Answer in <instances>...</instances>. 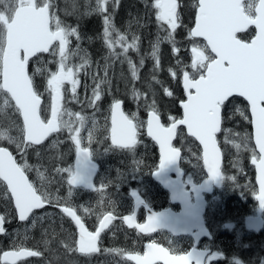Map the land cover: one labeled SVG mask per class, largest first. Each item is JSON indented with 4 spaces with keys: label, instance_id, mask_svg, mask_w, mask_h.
<instances>
[{
    "label": "snow or ice",
    "instance_id": "snow-or-ice-1",
    "mask_svg": "<svg viewBox=\"0 0 264 264\" xmlns=\"http://www.w3.org/2000/svg\"><path fill=\"white\" fill-rule=\"evenodd\" d=\"M112 3L119 5L120 0H96L95 7L86 14L98 13L103 16V41L110 55L114 58L123 56L127 61L131 77L138 79L139 69L132 59L128 57L129 51L139 52L138 36H133L131 41L126 38L114 25L108 6ZM50 0H0V118H7L6 109L12 108L22 118V126L15 120H10L9 125L0 130V141L15 145L17 151L25 153L29 147L41 145L52 133L67 129L75 143V156L78 167L58 168L57 172L67 173L69 186L85 182V165L90 156V147L82 146L79 137L84 127L86 117L80 113L66 111L62 106L65 85L71 86L72 99H76L77 78L82 69L90 64L87 55L80 56L82 61L78 65H70L71 57L80 52L79 44L76 50L70 48L71 39L75 37L80 41L81 36L76 27L62 23ZM178 0H154L152 8L155 9V20L160 30L165 35H157L152 44L151 57L154 67H160V48L162 42L172 46V52L178 53L179 48L174 33L181 26V17L178 12ZM194 26L188 29L191 42V63L181 68L183 90L186 100L180 102L183 117L169 116L170 124L161 123L155 101L149 106L147 120V135L159 146V166L152 172L157 175L169 165H174L181 157L180 149L173 146L177 136L183 139V134L178 126H185L187 134L194 137L203 146V165L208 174V179L219 182L225 179L221 172V152L217 147V133L221 132V109L230 97H243L251 111V124L254 129L255 146L258 155L253 151L252 163L256 165V180L259 184V195L256 199L264 206V0H195ZM167 26L166 29L164 26ZM249 26H254L256 34L250 42L240 39L237 34L244 32ZM115 34V38H113ZM196 38H202L201 43ZM122 49L116 52V48ZM48 53L58 57L56 71L49 72L47 65L38 58V54ZM37 57L34 71H28L29 61ZM107 57L105 60L107 61ZM52 61H49L51 63ZM180 61L177 60V64ZM144 59H140L143 66ZM104 65V78H99L93 89L91 106L101 99V85L110 84L107 79L108 68ZM191 68V72L187 68ZM171 71L173 77L177 75ZM36 75L47 76V90L51 96L50 118H42V94L34 87ZM155 79V77H153ZM159 83V81H157ZM164 93L172 97L173 92L164 88ZM141 93L133 89L132 96L139 99ZM14 102V105L13 103ZM240 116L247 119L244 111L236 108ZM75 116V121L64 119L65 116ZM136 114L131 117L122 111L121 101L115 99L111 104V144L120 149L132 151L138 143V128L135 121ZM78 127L73 128V124ZM95 125V120H93ZM16 129L17 135L12 134ZM89 143L92 141L89 134ZM248 136L242 137L244 146L247 147ZM55 143L53 144V147ZM240 144H235L240 148ZM107 150V149H105ZM39 155V153H37ZM32 167L25 161L18 163L12 152L7 147L0 146V183L6 185L4 196L10 193V200L14 203L15 213L20 222H25L31 217L33 227L35 221L42 219L36 217L34 210L42 209L46 204L53 202L50 195L37 188L28 179L26 172ZM41 180L45 179L44 173L36 169ZM231 179V177H229ZM92 188L89 182L86 185ZM68 195L72 192L69 188ZM59 200V198H56ZM61 211L70 217L78 229V238L74 240V247L65 244L68 251L78 252L85 256L100 252L98 241L103 229L112 222L111 214L104 216L100 226L95 232L89 231L82 219L72 206L65 204ZM87 212L88 209L86 208ZM125 222L129 227L135 226L141 232H155L158 218L155 215L147 217V223L134 224V217L126 215ZM5 215H0V233L5 232ZM71 239V236L69 237ZM45 240L44 244L47 245ZM105 251H108L107 249ZM40 251L19 248L16 251H6L0 260L4 264H16L22 257H39ZM128 260L135 264H202L197 254L187 252L182 255L170 254L169 250L156 243H149L143 255H129Z\"/></svg>",
    "mask_w": 264,
    "mask_h": 264
},
{
    "label": "flooded vegetation",
    "instance_id": "flooded-vegetation-1",
    "mask_svg": "<svg viewBox=\"0 0 264 264\" xmlns=\"http://www.w3.org/2000/svg\"><path fill=\"white\" fill-rule=\"evenodd\" d=\"M51 1V0H50ZM124 0H120L119 5H114L112 4V13H116L117 10L121 7L122 2ZM138 5L140 6V2L142 4L147 5V7L150 10L155 9L152 8V4L154 3V0H135ZM183 1V5H181V0H178V3L180 4V7L178 8V12L180 13V17H182V9L184 8V4L186 3L185 0ZM195 14V12H194ZM100 19L101 23L103 24V16L100 14ZM100 24V21H99ZM117 25L118 23L115 22ZM114 24V25H115ZM115 25V27H116ZM119 25V24H118ZM166 27V25H165ZM182 27V26H181ZM117 28V27H116ZM120 28V26H119ZM117 28L122 34L126 36V38H130L131 41V36L123 33L122 28ZM147 31L150 29V25L147 24L146 26ZM253 30V29H252ZM249 32H245L247 34ZM240 39H242V36H238ZM250 39V38H249ZM247 40V39H246ZM99 43L97 46L101 47L102 49H108L106 45L104 44L103 41V31H102V36L101 34L99 35L98 39ZM192 42V40H191ZM191 42L188 44V46L191 45ZM92 44L87 42V44H84L85 49H90L89 47ZM147 45V44H146ZM146 45H142L144 48ZM149 46V44H148ZM187 46V50H188ZM148 48V47H147ZM151 46L148 48L150 49ZM38 58H46V56H39ZM37 60V58L35 59ZM34 60V61H35ZM101 59L99 58L97 61V67L99 64L104 62V58L102 57V62L100 63ZM99 63V64H98ZM190 65V64H188ZM29 73L31 74L33 72L32 69V63L29 64ZM189 67V71H190ZM109 72H115L114 69L109 68ZM94 70L87 71L84 74V78H81L79 81V86L84 87L85 89L88 88V84H82V81H86L91 83V78L89 76H93ZM114 77V75H113ZM41 81H40V80ZM47 80V79H46ZM45 79L40 77L39 75H36L34 77V87L38 92L42 94L41 98L43 100V106L44 108L46 104V99H47V82ZM43 81V82H42ZM116 79L114 77L115 82ZM131 85V84H129ZM132 86V85H131ZM70 89L71 86L66 84L65 85V90H64V98H67V96L70 94ZM80 92V107L82 110V113L89 112L90 110L94 109L91 113L90 116H96L98 119L99 125H95V128L92 129L91 131L86 130L84 137L86 141L89 137V134H91L92 141L94 145L99 146L98 149V154L100 157L97 156V151L96 149L94 150L95 147L90 146V153H91V160L95 162L98 165V171L95 174L94 180H93V185L94 189H87L82 186H69L67 184V173H61L57 172L58 168H67L70 167L75 169L74 163L76 156L74 155L73 157L69 155V157H38L36 160L31 161V155H28V159L26 162L32 167L31 171H27L26 175L28 179L34 184L35 187L41 188L43 191H46L50 197L53 199V202L50 204H47V206L39 211H36L34 215L36 217H42V219H37L35 221V227H33V219L30 217L29 220H27L25 223L24 222H19L17 215L15 213V210L13 208V203L11 201V205L13 208V215H8L6 217V221L4 224L5 232L0 235V238H3V249L2 252H6L9 250H17L21 247L27 248L28 250H33V251H40L41 256L39 257H31L27 258L25 260H22L18 262L17 264H57L56 261H60L63 258H68L70 262L68 264H87V259L97 257L99 255V252L96 255H91V256H85L82 254H79L78 252H70V251H65L62 250L61 248L64 247V245L70 244L74 247V240L77 238L76 236V228L74 225V222L71 220V218L67 217L61 210L60 208L62 206H65V204H68L73 207V209L77 212V215H79L82 219V222L85 224L86 228L89 231L95 232L96 228L100 225V221L104 218V216L111 214L113 216V220L110 223V226L108 229H104L101 232L100 238H99V243L98 247L101 249V251L105 250L104 249V244L108 241L109 247L111 248L110 254L113 258L109 259L108 264H128L127 262V255L128 254H143L145 251V246L149 243H156L159 245H162L166 249L169 250L170 253L174 255H182L186 252H188L190 249L194 247V240L193 236H177L172 237L170 234L166 232H161V231H155L151 234H143L139 232L136 227L130 228L128 224L125 222L124 217L126 215L132 216L134 214V204L133 201L131 202V209L130 211H126L123 204L120 203L119 199L121 198V195L123 194L121 192V189L124 190L125 186L122 185V180L119 178L114 177V172L117 170V168L120 166L121 163H127L128 166L130 167V170H132L133 174H137V168L141 166V163H143V157L141 155H131V152H135L136 146L132 151H129L127 149H120L116 148L111 145L110 143V118H111V109L107 105H105L106 99H102L101 103L97 101L96 105L97 108H91L90 103L91 100L87 99L85 96L88 93V91L84 92L81 94ZM146 92L142 95L143 99L146 101ZM143 93V92H142ZM122 101V100H121ZM131 101H133V96L131 98ZM130 101V102H131ZM123 103V108L125 114L131 117L127 109L124 107L127 102L122 101ZM247 107V105H246ZM147 110V109H146ZM16 120L18 121V124L22 126V121L21 118L19 117L18 113H14ZM42 118L47 120L49 115L42 111L41 113ZM247 120L249 122V128L251 131V126H250V120L248 116V109H247ZM136 122V121H134ZM60 133V131L53 135L46 143H44L42 146H37V147H29L30 150H37V149H42L45 145L47 146L48 144L56 143L54 140L56 139V136ZM52 141V142H51ZM54 141V142H53ZM0 146L2 147H7L10 152H12L14 158L17 160V157L12 150V148L7 145L5 142L0 141ZM87 147V146H86ZM89 147V146H88ZM92 147V148H91ZM107 149V150H105ZM28 151L31 152V151ZM118 153H121V158L118 157ZM18 163H20L17 160ZM183 165V162L182 164ZM39 168L41 172L44 173L45 179L41 180L40 177L37 174L36 169ZM129 176H131V172L129 173ZM186 174L184 176V182L186 178ZM137 184L135 187V191L142 196V198L145 200L146 205L154 210V207L156 205H159L160 202L163 201L161 198L162 192H164L156 183L151 181V184L147 187L144 186V181H138V179H132V181ZM131 187H133L135 184L131 183ZM194 185V184H193ZM120 186V188H119ZM187 186H189L187 184ZM192 186V185H191ZM69 188L72 192V195H68ZM108 188V189H117L115 193H112L110 198L105 199L102 195V190ZM125 195V194H123ZM128 197V195H126ZM222 194L218 192L213 191L211 195L206 196V207H205V212H204V223L206 227L209 229V231L212 233V237L210 240L206 238H201L197 244L196 248L198 250H209L211 253L206 257L204 264H212L213 262H219V261H226L229 264H240V258L230 254L232 250H235L242 246L243 251H248L252 252L253 256L250 259H245V261L249 264H254L255 261H258L262 255H264V211L262 212V228L259 231H254L247 229H243L244 235H243V241H236L235 239L236 236L238 237V228H240L239 225H234L235 232H230L233 239H234V247L230 250V253L223 254V257L219 258L221 256H218L217 254H213V250L216 251V244L215 238L217 237L214 234L213 237V232L210 229V227L215 228V219L217 216L218 212V206L220 205V200H221ZM59 198L57 200L56 198ZM129 199V197H128ZM130 200V199H129ZM217 202V208L215 209V205ZM167 203H168V196H167ZM88 209L86 212L85 209ZM164 209V208H162ZM173 210H179L180 208L175 206L172 208ZM259 209L257 206V203L254 205L253 211L248 215V218H254L258 215ZM146 218V212L143 207H138V209L135 211V218H134V224H143L145 222ZM251 226H255L254 220H251L249 222ZM18 226H22L19 230H17ZM42 226H54V228H57L61 234H65V238L63 240H59L57 237L50 238L47 245H45L43 242L39 241V235H40V229ZM69 228V229H68ZM29 229L33 230V234L30 236L33 237H28L27 232ZM63 231H62V230ZM73 232V235L71 236ZM196 233L194 232L193 235ZM71 236V239L69 237ZM156 241L160 242L157 243ZM56 243V244H55ZM56 245L55 247L58 248L60 246V249L56 251V254H62V257L52 261L49 257L50 253L49 251L51 249H54L53 246ZM10 246H13L14 248H11ZM125 250L126 256L125 259H119L116 257L117 254H121V251ZM250 254V253H249ZM1 255V254H0ZM119 256V255H117ZM200 256V254H199ZM229 257V258H228ZM123 258V257H122ZM228 258V259H226ZM105 263V258L103 256H98L96 261H93V263L89 264H104ZM130 264V263H129Z\"/></svg>",
    "mask_w": 264,
    "mask_h": 264
},
{
    "label": "trees",
    "instance_id": "trees-1",
    "mask_svg": "<svg viewBox=\"0 0 264 264\" xmlns=\"http://www.w3.org/2000/svg\"><path fill=\"white\" fill-rule=\"evenodd\" d=\"M185 2L186 3L184 4V8L182 9V27L180 26L174 33L179 52L173 53L172 46L170 45V43L162 42L159 53L160 67L158 69L155 68L153 74L150 73L149 70L152 68L153 64H155L154 59L151 57L152 44L155 42L157 35L163 36L166 34L165 31L160 30L158 22L155 20L154 10H150L147 5L142 4L141 2L139 6L135 0H124L122 2L121 7L117 10L116 13L114 12V14L112 13V3L109 6L110 13L108 14H111L114 24L115 22L119 24H115L116 27L119 28L120 26V28L123 29L122 32L130 35L131 38L134 35L140 38L139 52H133L131 50L129 51L130 58L139 69L138 79H136L137 81L135 82V85L133 84V88L140 92L141 95L139 99L133 98V101L135 102V105H137V111L140 118H144L146 113V109L141 105L142 102L145 101L141 97H143L142 95L146 90L142 91L141 89L143 86H139L138 82L141 79V76L143 77L145 73L146 76L144 78H147L146 82H150L148 81L149 78H151L153 81H159V83H157L159 89L155 90L159 98L163 96L162 90L164 91V88L167 85H170V87H168L169 91L173 92V97L170 99L171 102H169V100L162 101L164 104H162L161 106H163L164 108L160 105L156 106L157 112L160 114L162 121L164 123H167L169 122L168 117L170 115L176 118H179L181 115L180 110L178 108V102L183 99L184 96L182 93V89L180 88V83L178 79L180 77V74H182L180 69L184 68L185 65H188V63H190V56L188 55L189 51L186 50V48L191 42V38L188 37V29H190L192 26L194 15L193 4L195 0H185ZM181 5H183L182 0ZM147 24L150 25V29H148V31L146 28ZM72 27H76L78 29V33L81 36L80 41L84 40L85 44H87V42L92 44L89 47L90 49L85 52L90 53L91 61L94 62V64L98 61L99 58H104L105 49H102L101 47L97 46V44L99 43V35L101 34L102 36L103 31V24L101 23L100 14L94 13L92 16H86V18L81 19L80 21L76 20L75 24L72 25ZM166 27L164 26L165 29ZM250 36L251 34L243 36V39L246 40ZM74 41L77 40H73V42ZM142 45H146V49ZM150 46L151 48L148 49ZM92 47H97V49ZM141 58L144 59L143 66L140 65ZM177 60L180 61L179 64H177ZM104 65V62L99 64V69L97 66H95V68L98 69L94 71L95 76H102V78L105 77ZM111 67L112 64L110 63V68ZM170 69L177 73L174 78L171 74ZM187 70H189V68H187ZM80 74L81 73H79L78 75L81 79L83 78V76H80ZM114 74L115 72L113 71H108L107 73V79L110 81V83L114 84V86L112 87V91L115 93L117 92V89L122 91V95H124L125 91L129 87L127 83L125 84L117 80L113 82L112 78ZM153 77H155V79H153ZM166 81H168V83ZM106 85L108 86L107 83ZM81 88V94L90 90L89 87L86 89L84 87ZM132 91L133 89H130L128 90V93L132 95ZM101 92V97H103V99H106L105 105H109V103L113 102L115 99L124 101V96H120L121 94L116 93V97L114 94L109 93L110 91L106 93L103 91L102 86ZM85 97L87 99L91 98L89 94H87ZM70 106L76 111L79 110L77 106ZM237 107H240L244 111L245 116L247 117V107L241 99L234 98L229 100L222 108V130L217 138L218 144L223 154V174L225 179L222 184V190H220L222 196L216 216V223L217 225H219V229L217 231V237L215 238V244L217 249L219 247L220 250L225 254L230 253V250L235 245L234 239L231 233L225 228V225H227L229 222H236L241 224L243 217L247 216L255 205L254 173L249 163V152H251V131L249 128L248 120L240 116L239 113L236 112ZM166 108H173V110H169L170 112H167ZM180 132L183 134V139L189 141V144H191L193 149L199 154L198 146L191 139L185 136L183 130H181ZM223 134L227 135V143H225L222 139ZM245 135L248 136L247 147H245L244 143L242 142V137H244ZM138 136L140 139V145L138 149H140V155L143 157V171L145 173L146 180H149L151 173L156 169L158 164V152L156 147L145 137L143 130H140ZM235 144H240V148H236ZM175 145L183 151L184 145L181 141L180 136L177 137ZM229 177H231V179H229ZM5 191L6 190L4 186L0 183V214L5 215L7 217L9 214L13 215L14 211L8 194V198L4 196ZM161 198L163 199V201L160 202L159 205H156L154 207L155 210H160L162 208L167 207L168 203L166 193L162 192ZM119 201L121 204L125 205L124 208L126 211H130L132 204L131 200H129L126 195L122 194ZM33 233V230L29 229L26 236L33 237L30 236ZM54 236L57 237L59 240H63L65 238V234H61L57 228H54V226L41 227L39 241L44 243L45 240L49 241V239L53 238ZM2 240L3 238H0V254L3 249ZM156 242L160 243L158 241ZM10 247L14 248L13 246ZM212 264L229 263L226 261H219L213 262Z\"/></svg>",
    "mask_w": 264,
    "mask_h": 264
},
{
    "label": "rangeland",
    "instance_id": "rangeland-1",
    "mask_svg": "<svg viewBox=\"0 0 264 264\" xmlns=\"http://www.w3.org/2000/svg\"><path fill=\"white\" fill-rule=\"evenodd\" d=\"M51 3L53 5L52 11H55L57 17L62 21V23L72 27V25L75 24L76 20L80 21L81 19L86 18V16H92L94 14V13H91V14H86V13L91 8L95 7L96 0H52ZM110 5H111V3L109 4V6ZM109 6H108V13H110ZM113 38H115V34H113ZM127 39L130 42V38H127ZM71 40L72 41L76 40V38L72 37ZM75 44H76V42H75ZM78 44H79V48H80L81 47L80 41L78 42ZM71 45H72V47L70 46V48L73 49V50H76L77 44L75 46H73L74 43L72 42ZM84 48L80 49V52H79L78 55L71 57V59L69 61L70 65H78V64H80L82 62L80 60V56L85 55V54L87 55V58L90 60V58H91L90 57V53L85 52ZM92 48H96L97 49V47H92ZM186 50H187V48H186ZM121 51H122V49H120L119 47L116 48V52H121ZM188 51H191V45L188 46ZM188 55H189V53H188ZM105 57L108 58L107 61L105 60ZM189 58H190L189 62L191 63V54H190ZM57 59H58V57L51 56L50 54H48V56H46V58H41V60L47 65V68H48L49 72L56 71L57 64L55 63V61ZM49 61H52V62L49 63ZM101 62H102V59H101L100 63ZM92 63L94 64V62H92ZM105 63H108L109 65H110V63L112 64V69H114V71H115L114 77H115V79L117 81L123 82L125 84L127 83L129 88L127 87L128 89L125 91V94H124L125 101L127 102V104L124 107L127 109V111L129 112V114L131 116H132L133 113H135L136 114L135 121H139V123H140L141 119H140V116L138 115V112H137V105H135L134 101H131V94L128 93V90L134 89L133 87L135 85L136 80H133L132 77H131V72L129 70L127 61L124 60L123 56L117 57V58L112 57L110 55L109 50L105 49L104 50V64ZM190 63H188V64H190ZM94 65L97 66V62ZM35 67H37V64H36V61H33L32 62L33 71H34ZM98 69H99V67H98ZM98 69L95 68L91 64V60H90V64L86 68L81 70L80 76H83V78L85 79V77H84V73L85 72H87V71L91 72L92 70L96 71ZM149 70H150V73L153 74V71H155L154 64H153L152 68L149 69ZM189 72H191V70ZM39 76L42 77L45 80L47 79L46 75H44V76L39 75ZM145 76H146V73H145V75L143 77L141 76V79L139 80L140 86H143L141 90L142 91L143 90H147V92H146V101H143L141 105L144 108L147 109V108H149V106L152 104L153 101H155V106H158V105L161 106L162 104H164L162 102L163 100H167V101L169 100V102H171L170 99L173 96L169 97L166 94L164 95V91L161 88L163 96H161L159 98L158 95H157V92L155 91L156 89H159L157 81H153L151 78H149L148 81H150V82H146L147 78H144ZM114 77L112 78L113 81H114ZM90 78H91L93 83L82 81V84L83 85L86 84V83L88 84V87L90 89L88 91V93H89V96L91 97L89 99L92 100L93 99V95H92L93 89L95 88L96 83L98 82V79L102 78V76H95L93 74V76L91 75ZM166 82L168 83V81H166ZM129 84H131L132 86H130ZM101 86H102L104 91H107V92L110 91L109 93H111V94L119 93V94L122 95V93H123L122 91L117 90L116 88L115 89H116L117 92L114 93L112 91V89H113L112 87L114 86V84H112V83L108 84V86L106 84H103ZM144 86H146V87H144ZM168 87H170V85H167L165 88H168ZM79 89H80V87L78 85L77 86V92H76V99L75 100L72 99V93H71V89H70V94L67 96L66 99H64L65 101L64 100L62 101V106H63V108L66 111H71L73 113H80V112H78L76 110H73L70 106H69L70 110L66 109V106H65V103L68 104L69 102L73 103V102H76V101L80 105L78 96H81V95H80ZM156 99H159V100H156ZM100 103H101V100H100ZM0 104H2V100H0ZM50 105H51V96H50V94L48 92L47 99H46V104H45V107H44L46 110H44V112L47 113L49 115V117L51 115V113H50ZM164 106H166V105H164ZM90 107L91 108H97V105L91 106V103H90ZM161 107H163V106H161ZM166 109H167L166 110L167 112H170V111L173 110V108H166ZM93 110L94 109L90 110L89 112L80 113L81 115L86 117V122H85L84 127L81 129L79 137L82 140V146H85V147L89 146L90 147L92 145V147H95L94 150L96 149V151H97V156L96 157L99 158L100 157V155L98 154L99 146L94 145L93 142L89 143V141L88 140L86 141V139L84 137V134H85L86 130L91 131L92 129L95 128V125L98 122L99 118H97L96 116H90V113ZM6 112L8 113V117L7 118H0V125H3V126L9 125L10 120H15L18 123L12 108L6 109ZM64 119H66V120L70 119V120L75 121V116L68 117L66 115L64 117ZM93 120H95V125L93 124ZM97 125H99V123H97ZM141 125H140V127H141ZM78 126H79L78 123H74L73 124V128L78 127ZM0 130H4V128L0 127ZM12 134L13 135H17L18 134L16 129H14V128L12 129ZM73 134H75V133L74 132L73 133H69L66 128L62 129L60 131V134L57 135L56 139L54 140L56 142L54 147H53V144L50 143L47 146L45 145L42 149L40 148V149H37V150H30V148H28L25 153H20L19 151H17L15 145L8 144L6 141H2V142H5L7 145H9L12 148V150L14 151V153H15V155L17 157V160L20 163H24L25 161L29 160L28 159V155L29 154L31 155V158H32L31 161L36 160L38 157H69V155H71L73 157L75 155V143L71 139V136ZM226 137H227V135L223 134L222 139H223V141L225 143L228 142ZM181 141L183 142V145H184L182 161L185 163V167L187 169L186 170V175L187 176L185 178V182L190 186V185L196 184L194 182L202 180L203 173H202L201 168L199 166L200 162L197 160V159H199V156H198L199 154L193 149L192 145L189 144V141H187L185 139H181ZM29 150L31 152L28 153ZM37 153H39V155ZM250 154L251 153L249 152V157H250ZM131 155H138L139 156L137 150L135 152H131ZM121 156H123V155H121V153H118V157L121 158ZM130 172H131V176H129ZM114 177L115 178H119L120 180H122L121 181L122 185L125 186V188H124V190L121 189L120 186H119V188L121 189V192L123 194H125V195H128L131 190H135V187L137 186L136 183L130 182V181H132V179H138V181H142V182L144 181L139 174L135 175V174L132 173V170H130V167L128 166L127 163H121V162H120V166L114 172ZM131 183L135 184V186L131 187V185H130ZM116 191H117L116 188L115 189L105 188V189L102 190V195H103V197L105 199H107V198H110L112 196L111 194L115 193ZM216 205H217V202H216ZM20 228H22V226H18L17 230H19ZM227 228L230 231H234L235 232L234 224H231V223L227 224ZM243 235H244L243 227L240 226V228H238V237L236 236V238H237L236 239V245H237V243L239 241H243L244 240L243 239ZM55 246L56 245L53 246L54 249H51L49 251V253H50L49 257H50V259L52 261L60 258V256L62 257V254H56V251L60 249V246L58 248H56ZM61 249L64 250L63 252L68 251L67 248L65 247V245ZM104 249L105 250L107 249L108 251L103 250V251L100 252L99 255L103 256L105 258V263L104 264H108L109 263V259L108 258L109 257L111 259L113 258L110 255L112 253L110 252L111 248L109 247L108 241L104 244ZM126 254L127 253H125V250L123 249V251H121V254H117L119 256L116 255V257L119 258V259H125ZM213 254H215V255L217 254L218 256H220V254H221V256L219 258L223 257L222 252H219L217 248H216V251L213 250ZM230 254L239 257L240 258V264H249V263H247L245 261V259H250L253 256L252 252L243 251L242 246H240L239 248H237L235 250H232V252ZM228 258H226V259H228ZM95 259L96 258L87 259V264L93 263V261ZM56 262H57V264H68L70 262V260L68 258H63L62 260L60 259V261L58 260ZM30 264H32V263H30ZM254 264H264V255H262V257L258 261H255Z\"/></svg>",
    "mask_w": 264,
    "mask_h": 264
},
{
    "label": "water",
    "instance_id": "water-1",
    "mask_svg": "<svg viewBox=\"0 0 264 264\" xmlns=\"http://www.w3.org/2000/svg\"><path fill=\"white\" fill-rule=\"evenodd\" d=\"M194 23H195V18L193 21V26H194ZM250 27L254 28L255 34H256L255 27L249 26V28ZM238 34H240V33H238ZM254 37H255V35H254ZM196 39L202 40V38H196ZM41 54H48V53H41ZM181 85L183 88V82H181ZM234 97H238V96H233V97H230L229 99L234 98ZM238 98H241L247 104L249 120L251 121L250 106L248 105L247 101L243 97H238ZM121 107H122V105H121ZM179 107L181 109V118H182L183 117V109L181 108L180 104H179ZM147 120H148V114L146 117V134H147ZM110 125H111V118H110ZM250 126H251L252 144L254 146L256 153L258 154V149L255 146V140H254V129H253L251 122H250ZM178 128H183L185 131V134L188 137L192 138L195 141V143L199 146L200 159H201L202 167H203V170L205 173V178L199 184H197V185L191 187L190 189L186 190V186L182 183V177H183L184 172L182 171V169L179 166V162H180V159H179L176 164L169 165L166 169L159 172L157 175L152 174V179L156 183H158L163 188V190H165L169 193V199H170L171 204L180 205V211L175 212V211H172L171 209H167V210H162L159 212H153L144 204L143 200L141 198H139L136 193H131L132 198L134 199V214L132 216L135 218V211L138 209V207L143 206L145 209V212H146L145 223H147V217L148 216L155 215L158 218V224H159L156 231L157 230H164V231L169 232L171 235H173L175 237L184 236V235H190V236L192 235L193 240H194V247H195L197 242L201 238H210L209 232L206 229V227L204 226V221H203V214H204V207H205L204 194H210L213 191V187H219L220 186L221 181L213 182V181L208 179V174H207L206 169L204 168V165H203V146L200 145L199 142L196 141L194 137H191L187 134V129L185 126L181 125V126H178ZM218 134L219 133H217V135ZM147 137L152 140V138L149 137L148 135H147ZM175 139L176 138H174L173 143H174ZM152 141L155 143L154 140H152ZM110 142H111V139H110ZM36 146H38V145H36ZM156 146H157L158 154H159V146L157 144H156ZM217 147L220 149L218 142H217ZM220 152H221V150H220ZM251 165L254 167L255 184L257 187V196H258L259 195V184L256 180V175H257L256 165L253 164L252 161H251ZM158 166H159V163H158ZM221 166H222V153H221ZM74 167H75V170L78 167L77 159H75ZM157 169H158V167H157ZM96 170H97V165L90 160V156H89V159L85 165V172H84L85 182L80 183V184H76V185H72V186H74V187L82 186V187L88 189L89 187H87L86 185L89 182L91 183L92 178H93ZM5 187H6V185H5ZM191 194L194 196V203L193 204L190 203V195ZM257 202H258L259 207L262 211L264 209V206H261V203L259 200H257ZM13 206H14V203H13ZM37 210H40V209H36L34 211H37ZM17 218H18V216H17ZM248 223H249V221H247V226L250 227ZM133 227H135V226H133ZM130 228H132V227H130ZM259 228H260V223H258L257 226L253 229L258 230ZM136 229L139 232H141L138 228H136ZM77 231H78V229H77ZM193 231H196L197 233L195 235H193L192 234ZM141 233L151 234V233H144V232H141ZM1 234H3V233H0V235ZM146 246H145V250H146ZM190 252H193L194 254H197L198 256L200 254L199 259L202 261V264L204 263V259L207 256V254H209V251H198V250H195L194 248H192V250ZM130 255H136V254H130ZM2 256H3V254L1 255V257ZM26 258H28V257H22L17 262H19L20 260H24ZM129 261L131 263L135 264L134 261H131V260H129ZM0 262L2 264H4V261L0 260Z\"/></svg>",
    "mask_w": 264,
    "mask_h": 264
},
{
    "label": "bare ground",
    "instance_id": "bare-ground-1",
    "mask_svg": "<svg viewBox=\"0 0 264 264\" xmlns=\"http://www.w3.org/2000/svg\"><path fill=\"white\" fill-rule=\"evenodd\" d=\"M146 49V48H145ZM146 51V50H145ZM146 55V54H145ZM146 146V145H145Z\"/></svg>",
    "mask_w": 264,
    "mask_h": 264
}]
</instances>
